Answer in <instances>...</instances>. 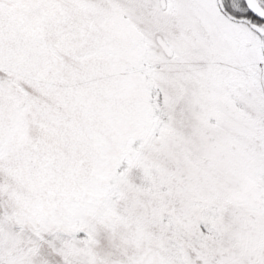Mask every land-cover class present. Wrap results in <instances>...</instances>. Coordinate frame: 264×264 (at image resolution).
Instances as JSON below:
<instances>
[{
  "label": "snow or ice",
  "instance_id": "1",
  "mask_svg": "<svg viewBox=\"0 0 264 264\" xmlns=\"http://www.w3.org/2000/svg\"><path fill=\"white\" fill-rule=\"evenodd\" d=\"M0 264H264V0H0Z\"/></svg>",
  "mask_w": 264,
  "mask_h": 264
}]
</instances>
